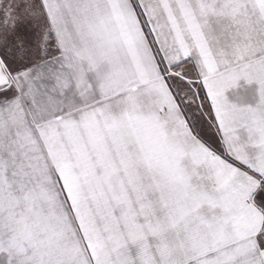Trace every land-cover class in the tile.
Instances as JSON below:
<instances>
[{"label": "snow or ice", "instance_id": "1", "mask_svg": "<svg viewBox=\"0 0 264 264\" xmlns=\"http://www.w3.org/2000/svg\"><path fill=\"white\" fill-rule=\"evenodd\" d=\"M0 264H264V0H0Z\"/></svg>", "mask_w": 264, "mask_h": 264}]
</instances>
